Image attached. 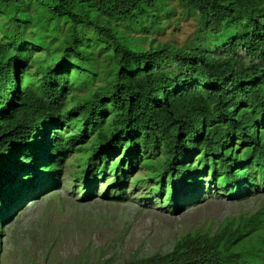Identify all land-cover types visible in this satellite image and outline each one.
<instances>
[{
  "label": "trees",
  "instance_id": "trees-1",
  "mask_svg": "<svg viewBox=\"0 0 264 264\" xmlns=\"http://www.w3.org/2000/svg\"><path fill=\"white\" fill-rule=\"evenodd\" d=\"M177 9L184 47L154 36ZM71 152L85 198L137 170L174 209L264 193V0H0V236ZM125 264H264V205Z\"/></svg>",
  "mask_w": 264,
  "mask_h": 264
},
{
  "label": "rangeland",
  "instance_id": "rangeland-1",
  "mask_svg": "<svg viewBox=\"0 0 264 264\" xmlns=\"http://www.w3.org/2000/svg\"><path fill=\"white\" fill-rule=\"evenodd\" d=\"M46 15L40 12L41 17ZM197 25L193 14L177 9L171 25L154 36L157 42L184 47L192 42ZM72 80L78 87L86 85L74 74ZM77 158L76 152L69 153L59 183L19 203L4 220L0 264H125L170 252L181 236L215 232L226 218L264 205V193L233 198L204 179L201 196L174 209L150 189L152 183L133 181L144 176L142 170L132 174L124 193H116L120 188L103 178L85 198L74 179Z\"/></svg>",
  "mask_w": 264,
  "mask_h": 264
}]
</instances>
